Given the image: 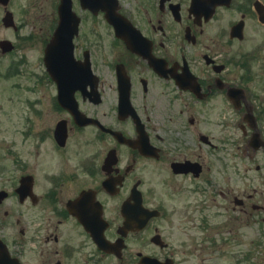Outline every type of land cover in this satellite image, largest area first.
Segmentation results:
<instances>
[{
	"label": "flooded vegetation",
	"instance_id": "af4514ba",
	"mask_svg": "<svg viewBox=\"0 0 264 264\" xmlns=\"http://www.w3.org/2000/svg\"><path fill=\"white\" fill-rule=\"evenodd\" d=\"M85 1L80 75L0 145L7 263L264 264V0ZM59 2L11 0L46 23L15 40Z\"/></svg>",
	"mask_w": 264,
	"mask_h": 264
},
{
	"label": "rangeland",
	"instance_id": "374dc122",
	"mask_svg": "<svg viewBox=\"0 0 264 264\" xmlns=\"http://www.w3.org/2000/svg\"><path fill=\"white\" fill-rule=\"evenodd\" d=\"M9 8L14 12L16 22L25 24L21 29L22 33L28 32L33 24H46L42 17L37 15L38 10L23 17L25 15L20 13L21 4L13 3ZM2 15L0 9V39L13 40L20 36L21 32H13L2 25ZM16 44L18 45L12 53L0 52V141L2 139L6 141L16 134L14 129L22 123L28 116L29 109L35 105L31 102L40 98L48 87L46 76L42 72V46L38 43L24 42L22 39L16 41ZM38 103L44 104L45 96L36 104Z\"/></svg>",
	"mask_w": 264,
	"mask_h": 264
},
{
	"label": "water",
	"instance_id": "95a60500",
	"mask_svg": "<svg viewBox=\"0 0 264 264\" xmlns=\"http://www.w3.org/2000/svg\"><path fill=\"white\" fill-rule=\"evenodd\" d=\"M7 0H0V3H6ZM72 15V13L70 12V4L67 1V4H63L61 3L59 6V25L57 30H61L63 27H65L66 24H69L71 22L70 16ZM3 22L5 24V26H14V22H13V18L12 15L9 11H7L3 17ZM77 23V21H76ZM74 24V23H72ZM58 45L55 42V39L53 41H51L46 47H45V55H44V62L47 66V68H50V64H55V66L58 64V59H59V52L65 50V48L63 47H59L56 46ZM0 47L2 48V51H6L8 49L11 48V45L9 42L7 41H1L0 42ZM71 47L67 48V54L69 56H71ZM57 71V72H56ZM52 76L55 79H59L60 78V74L59 71L57 69H55V71L52 72V70H50ZM1 256V254H0Z\"/></svg>",
	"mask_w": 264,
	"mask_h": 264
}]
</instances>
